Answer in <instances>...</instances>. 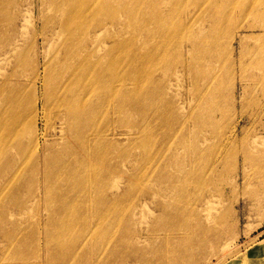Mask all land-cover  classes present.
<instances>
[{
    "label": "rangeland",
    "instance_id": "1",
    "mask_svg": "<svg viewBox=\"0 0 264 264\" xmlns=\"http://www.w3.org/2000/svg\"><path fill=\"white\" fill-rule=\"evenodd\" d=\"M4 1L0 0V11L6 8L3 7ZM9 1L12 4L7 8H13L15 12L0 13V116L1 109H4L16 118L19 116L23 125L16 122L12 133H0V264H47L43 255H35V246H30L23 236L27 233L33 240V237L47 235L50 225L58 223V217L48 219L45 203L52 208L58 207L59 204L50 202L49 198L56 190L62 188L63 191L66 183L61 182L58 187L36 186L33 190L36 201H28L25 196L19 200L17 198V209L11 208L14 204L10 198L17 191L29 194L24 178L30 170L25 172L26 168L31 167L36 158L43 159L47 154L50 155L49 149L52 147L59 151L70 138L71 128L74 127L70 126L65 92L72 73L66 72V64L74 50L72 38L70 40L67 36L84 21L80 16L71 15L67 18V11L71 10L75 0H38L37 3L35 0ZM246 1L194 0L189 8L192 21L190 40L180 39L188 19L180 23L176 16H171V10L177 12L175 5L183 0H159L160 6L157 1L158 10L151 9V14L139 18L138 24L142 27L133 33L137 42L132 41L134 55L131 58L142 64L151 47L167 50L163 58L168 61V66L156 61L149 85L153 90L157 88L156 85L162 89H159L160 95L154 96L160 102H141L139 110L123 106L128 114L135 112L140 116L145 113L146 119L137 120L138 130L130 131L125 127L112 129L110 118L113 112L101 122L110 128V132L103 136V145L97 146L104 151L98 160V175L104 184L100 186L105 192L95 199H101L105 204L119 199L124 200V205L128 202L135 204L121 231L124 232L126 226H130L134 236L132 245L141 250L144 259L153 260L155 264H181L179 258L186 251L185 243L188 237L193 236L186 227L196 226L195 218L188 217L185 212L199 206L198 215L201 218L213 216L219 224H222V212L226 213L230 230L219 240V245L201 250L196 256L187 259V264H195L196 259L199 264H210V260L217 263L214 254L225 243L232 245L238 255L232 254L231 257L236 258L229 264H259L264 261V204H253L259 195L264 197V181H259L255 174L258 163L252 160L249 164L251 179H245L240 156L233 161L235 170L220 169L213 178L209 172L203 177L202 185L197 181L188 184L186 179L192 163L196 161L193 149L218 150L229 138V148L240 151L247 146L252 152L261 150L264 153V0H252L249 4ZM163 2L168 5V9ZM132 3L133 0H127L126 11L133 9ZM213 4H220L224 14H229V17L224 18L225 15L220 14L213 18ZM126 11L122 9L123 25L128 24ZM106 12V9L102 11L100 24L95 23L98 18L95 17L93 25L105 26L106 31L110 29L112 34L113 27L110 18L105 16ZM166 13L168 17H165ZM158 18L162 19L163 25L168 24L170 27L168 39L155 30ZM66 19L71 22L67 25L70 31L61 30ZM227 19L235 24L229 25ZM99 30L97 28L88 35L89 38L84 42L85 51L81 54L92 65L95 74H98L103 64H107L112 43L106 36L103 40ZM118 34L122 36L121 40L128 41L131 38L129 32L120 30ZM218 48H221V53ZM223 50H226V55ZM215 54L217 58L218 55L221 57V61L216 62ZM200 55L206 56L200 69L207 77L202 76L199 66H193V59ZM123 63L125 66L126 62ZM134 65L128 69L132 70ZM86 86L95 90L87 99L90 101L96 92L92 76L88 78ZM56 94L58 98L53 101ZM216 102L218 110L214 113V119L223 122L221 138H214L212 132L199 129V120L206 118L203 112ZM197 113L201 116L198 120L194 118ZM28 118L34 122L29 127V134L24 125ZM4 121L7 124L8 119ZM18 130L23 131L21 141L12 136ZM144 130L156 135V145L151 146L146 156L141 144ZM90 145L96 146V143ZM28 151L33 157L25 161L24 155ZM189 151L192 156L190 164L187 163ZM213 162L210 160L208 165ZM221 162H217V165L220 166ZM8 163L13 168L1 175ZM46 172L48 174V168L45 170L41 166L38 179L41 180ZM192 175L199 177L198 169ZM134 177H137L136 190L131 191L129 186ZM234 177H238L237 184L232 182ZM213 179L219 189L217 204L197 205V201H204V192ZM117 180L121 182L114 183ZM69 194L73 198L72 193ZM91 195L94 197L95 190H92ZM7 205L9 210L6 209ZM168 217L180 218L175 229L170 228L169 231L165 230ZM39 223L41 225L34 228ZM73 227H76L74 230H81L78 224H74L70 226L71 233ZM113 233L105 235L104 239L111 240ZM85 239L80 242L75 254L61 260L55 259L57 256L54 255L56 263L76 264L82 257L90 259L99 254L91 246L101 239L92 238L89 242ZM18 252L23 256L21 262L11 259L18 258ZM101 256L104 259V254ZM130 264L141 263L137 261Z\"/></svg>",
    "mask_w": 264,
    "mask_h": 264
},
{
    "label": "bare ground",
    "instance_id": "2",
    "mask_svg": "<svg viewBox=\"0 0 264 264\" xmlns=\"http://www.w3.org/2000/svg\"><path fill=\"white\" fill-rule=\"evenodd\" d=\"M35 1L36 3L38 2V0ZM157 1L160 6L159 0ZM157 1L133 0V9L126 11L127 0H75L71 10L69 12L67 11V18H70L71 15L80 16L84 23L80 26H76L74 28L75 30L72 32L67 26L68 23L70 24L71 22L68 21V19L63 20L65 26H63L61 30L70 31L67 38H70V40L72 38L71 46H73L74 50V52L70 53L68 56V62L66 64V72L72 74L70 75L71 79L67 81L69 85L66 87L65 92L67 97L65 105L69 109L70 126L74 128H71L70 138L61 146L59 151H56V149L52 147L49 149L50 155L47 154L43 159L40 157L36 158L31 167L26 168L25 172H28L29 170L30 172L25 176L24 183L28 186L30 193L24 195L17 191L10 198L13 204H16V207L12 205L11 208L17 209V198L19 200L21 197L25 196L28 201H36V196L33 194V190L36 186L58 187V184L61 182L66 183L63 191H61L62 188L58 189L52 194V197L49 198L50 202L56 201L59 204L58 207L52 208V206L45 203V206L48 208V211L45 210L49 215L48 219L50 217H58V223H52L50 225V230L47 235L33 237V240L28 237L27 233L23 236L24 241L29 242L32 247L35 246V255H43L47 264H59L56 263L55 259L61 260L65 256L75 254V251L80 246V242L83 241L85 237V240L88 242L92 238L101 239L91 246L94 247L99 254L93 255L90 259L82 257L80 258V262L77 260L78 264H130L137 261H140L141 264H155L153 263V260L144 259L141 255V250L132 245L134 242V236L132 235V229L130 226H126L124 232L121 231L123 223L126 222L128 218V213L133 210V207L135 209V204L128 202L124 205L123 199H119L113 203L107 201L105 204L103 200H96L95 198L97 195H103L105 192L101 188L104 184L103 182H100V177L98 175V160L99 158H102L104 151L97 146L103 145V136H106L110 132V128L103 125L101 122L108 119L111 112H113L114 115L110 118L112 129L125 127L129 128L130 131H133V129L138 130L137 120L138 118L146 119L145 113H142L140 116L135 112L134 114H128L123 110V106H129L132 110H139L141 102H160V99L154 96L160 95L159 89L161 88H158L156 85L157 88H154L153 90L149 85L152 79V71L154 72L156 68L155 62L161 61L163 62L162 64L168 66V61L163 58L167 50L163 47H151L147 56L143 59L142 64H138L140 61L137 59L133 60L131 58V55H134V45L132 41L137 42L133 33L138 32L142 27V25L138 24L139 18L141 15L142 17H146L151 14V9L158 10L156 7ZM201 1L207 0H200V2ZM251 1L252 0H247L246 4L251 3ZM193 2L194 0H183L182 3L175 5L178 10L177 12L171 10V16H176L175 18H178L180 23L181 20L185 21V19H188L183 31H181L180 39L185 38L186 40H190L192 37V21L189 17V8L192 6ZM10 4L12 3L9 0H5L3 2V7L6 8H3L0 13H14L15 10L13 8L10 10L7 8ZM163 4L166 5L165 2H163ZM166 8L168 9V5H166ZM213 8H215L212 15L213 18H216V16L220 14L223 16L225 15L224 18L229 17V14H224L220 4H213ZM104 9L107 10L105 16L110 18V24H112L113 27L112 34L110 33L109 28V30L106 31L107 29L105 26L93 25L95 17H98L95 20V23L98 25L100 24V16ZM122 9H124L128 15V24L126 25L122 24ZM64 13L66 14V12ZM120 17H122V19H120ZM165 17H168V13L165 14ZM227 21L229 25L235 24L228 19ZM177 24H179V22ZM135 26H137L136 29H134ZM97 28H100L99 31L101 33H98L103 36V40L106 36L107 39L112 41V43L109 51L110 54L106 60L107 64H103L102 68L99 69L98 74H95L92 71V65L89 64L87 58L81 57V54L85 51L84 42L89 38L88 35ZM168 28H170L168 24H162L161 18L156 20L155 30L161 33L162 37L165 39H168ZM120 30H122V32H129L131 35V38L129 37L130 40H121L122 36L118 34ZM152 37L156 38V36ZM215 42L216 40L214 43ZM218 50L221 53V48H218ZM225 51L226 50H223L224 55H226ZM218 57L219 58L216 57V62L221 61V57L219 55ZM205 60L206 56L200 55L198 58L195 57L193 59V66H199V70L201 71L200 65ZM146 61L147 63L144 64ZM123 62H126L125 66ZM132 64L135 65L132 70H129L128 68ZM80 76H83L84 79L80 78ZM90 76L93 77L95 82L96 92L93 95V98L90 101H87L91 92L94 90L86 86L87 80ZM202 76L207 77V74L202 72ZM195 78L198 79L197 76ZM218 87L220 88V84ZM57 98L58 94L54 96L53 101ZM167 104L168 102L166 101L165 108H167ZM35 106L36 103L33 107ZM217 110L218 102H216L212 108L205 109L203 113L206 115V118H201L199 113H197L194 118L196 120L201 118L199 120L200 130H206L209 133L212 132L214 138H221L220 129L223 122L214 119V113ZM5 118L8 119L7 124L4 121ZM16 122L23 125V120L19 121V116L16 118L10 114L9 111L5 112L4 109H1L0 133H12V127ZM24 125L25 131L29 134V127H32L34 122L28 118V121H26ZM12 136L21 141L23 139V131L18 130L15 134H12ZM226 141V144L218 148V150L193 149V155L196 156V161L192 163L191 170L187 174L186 179L188 184H193L197 181L198 184L202 185L204 183L203 177L209 172L213 178L214 176H217L220 169L235 170L236 166L233 164V161L239 158V156L242 170L245 173V179H251V174L248 170L249 164L252 163L253 160V162L258 163L255 170L258 180L264 181V153H262L261 150L252 152L247 146L242 147L240 151L236 148L232 149V147H228V143L231 142V139L228 138ZM155 142L156 135L149 130H144L141 139V144L144 146V156L147 155L151 146ZM90 143H96V146L90 145ZM190 151L187 152L188 164L192 162ZM30 153L31 152L28 151V154L24 155L25 161L33 157ZM210 160H212V162L216 160V162L208 165ZM221 160V165H217V162H220ZM28 162H30V160H28ZM10 165L11 163L5 165L4 171L1 172V175L7 174L13 168ZM41 166H43L45 170L48 168V174L46 172L44 177L40 180L38 179V171ZM104 168H106V166ZM196 169H198V175H200L197 178L192 177L193 173L196 174ZM18 171H21L20 167ZM237 178L238 177H234L232 182L237 184ZM120 182V180H117L114 183ZM136 184L137 177H134L129 186L131 191L136 190ZM216 184L217 183H215V180L213 179L210 186L208 185L207 191L204 192V201H197V205L207 204V206H209L211 204H217L216 198H218L217 193L219 192V189ZM38 190L39 188L37 191ZM92 190H95L94 197H92V195L90 196ZM69 193H72L73 198L70 197ZM253 204L256 206L257 204L263 205L264 197L259 195L257 197V202H254ZM253 208L255 207L253 206ZM6 209L9 210V205H7ZM200 209L201 207L199 206L195 209L189 208L185 212L188 217L195 218L196 226L186 227L190 234L195 236V238H193V236L188 237L184 246L186 251L183 252L179 258L181 264H187L186 260L196 256V253H199L201 250L219 245V240L230 230L226 213L222 212V224H219L215 221L213 216L205 219L201 218V216L198 215ZM201 219L203 222H200ZM178 221H180V218L168 217L165 230L169 231L170 228L175 229V225L179 224ZM74 224H78L79 227H81V230H74L76 227H73V233H71L70 226H73ZM190 224L186 225L189 226ZM40 225L41 223H39V225L35 224L34 228H37ZM111 232H114L111 240H105L104 236L111 234ZM8 233H11V231H8ZM85 233H90L93 236H86L87 234ZM160 247L164 248L163 245H160ZM101 254H104V259H102ZM232 254L236 257L238 256L236 251L232 249V245L225 243V245L221 246V250L214 254L217 263H215V260H210V264L232 263L233 259L236 258H232ZM54 255L57 256L55 259ZM230 257L231 259H229ZM11 259H13V261L21 262L23 256L18 252V258ZM227 259L229 260L227 261ZM98 260L99 262H97ZM198 261V259L194 260L195 264H199ZM258 263L264 264V261L262 260Z\"/></svg>",
    "mask_w": 264,
    "mask_h": 264
},
{
    "label": "crops",
    "instance_id": "3",
    "mask_svg": "<svg viewBox=\"0 0 264 264\" xmlns=\"http://www.w3.org/2000/svg\"><path fill=\"white\" fill-rule=\"evenodd\" d=\"M260 259V258H259ZM262 259H264V258H262Z\"/></svg>",
    "mask_w": 264,
    "mask_h": 264
}]
</instances>
